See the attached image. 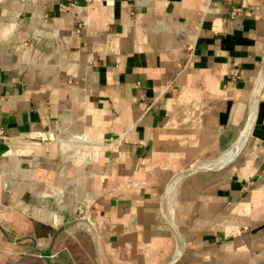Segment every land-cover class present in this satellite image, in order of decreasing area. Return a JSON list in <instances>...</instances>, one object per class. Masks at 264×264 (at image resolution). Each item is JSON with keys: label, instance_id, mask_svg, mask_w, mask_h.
<instances>
[{"label": "crops", "instance_id": "0c3cea01", "mask_svg": "<svg viewBox=\"0 0 264 264\" xmlns=\"http://www.w3.org/2000/svg\"><path fill=\"white\" fill-rule=\"evenodd\" d=\"M0 129V264H264V0H0Z\"/></svg>", "mask_w": 264, "mask_h": 264}, {"label": "bare ground", "instance_id": "6f19581e", "mask_svg": "<svg viewBox=\"0 0 264 264\" xmlns=\"http://www.w3.org/2000/svg\"><path fill=\"white\" fill-rule=\"evenodd\" d=\"M250 124H251V123H250ZM248 126H249V125H248ZM250 126H251V125H250ZM249 129H250V128H248V131L246 132L245 135H247V133L249 132ZM244 137H245V136H244ZM241 143H243V138H241L240 143L238 144L239 147H240ZM239 147H238V148H239ZM235 155H236V154H235ZM232 159H233V158H232ZM232 159H231V160H232ZM229 160H230V159H229ZM225 162H226V160H225ZM227 163H228V162H227ZM226 165H227V164H226ZM174 184H175V183H174ZM174 184H173V185H174ZM172 188H173V186H171L170 189H172ZM171 192H172V191H171ZM170 194H171V193H170Z\"/></svg>", "mask_w": 264, "mask_h": 264}, {"label": "built area", "instance_id": "2783aa9c", "mask_svg": "<svg viewBox=\"0 0 264 264\" xmlns=\"http://www.w3.org/2000/svg\"><path fill=\"white\" fill-rule=\"evenodd\" d=\"M3 136H4L3 131L0 129V138L3 137Z\"/></svg>", "mask_w": 264, "mask_h": 264}]
</instances>
